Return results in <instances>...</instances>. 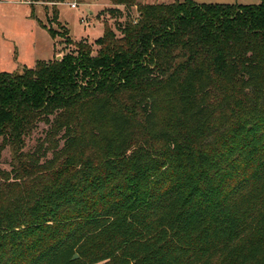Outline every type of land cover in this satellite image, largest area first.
Returning a JSON list of instances; mask_svg holds the SVG:
<instances>
[{
	"label": "trees",
	"instance_id": "1",
	"mask_svg": "<svg viewBox=\"0 0 264 264\" xmlns=\"http://www.w3.org/2000/svg\"><path fill=\"white\" fill-rule=\"evenodd\" d=\"M109 2L119 36L0 75V264H264V0Z\"/></svg>",
	"mask_w": 264,
	"mask_h": 264
},
{
	"label": "rangeland",
	"instance_id": "2",
	"mask_svg": "<svg viewBox=\"0 0 264 264\" xmlns=\"http://www.w3.org/2000/svg\"><path fill=\"white\" fill-rule=\"evenodd\" d=\"M141 3H170L174 0H139ZM196 3L252 4L261 0H193ZM74 4L73 7L70 5ZM58 17L50 4L29 0H0V75L17 74L22 68H33L36 61L59 60L74 52L73 43L94 41L104 33L107 24L117 36L127 16H135L133 6L112 5L109 0H63L56 5ZM48 28L54 32L53 36ZM67 33V34H66ZM45 125L39 123L26 140L25 152H36L42 158L41 141ZM40 150V151H38ZM8 147L1 152L0 168L10 171Z\"/></svg>",
	"mask_w": 264,
	"mask_h": 264
},
{
	"label": "built area",
	"instance_id": "3",
	"mask_svg": "<svg viewBox=\"0 0 264 264\" xmlns=\"http://www.w3.org/2000/svg\"><path fill=\"white\" fill-rule=\"evenodd\" d=\"M70 6H71V7H73V6H74V4H71Z\"/></svg>",
	"mask_w": 264,
	"mask_h": 264
},
{
	"label": "water",
	"instance_id": "4",
	"mask_svg": "<svg viewBox=\"0 0 264 264\" xmlns=\"http://www.w3.org/2000/svg\"><path fill=\"white\" fill-rule=\"evenodd\" d=\"M74 257H77V255L75 254Z\"/></svg>",
	"mask_w": 264,
	"mask_h": 264
}]
</instances>
